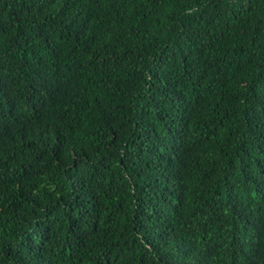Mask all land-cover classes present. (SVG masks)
I'll list each match as a JSON object with an SVG mask.
<instances>
[{
  "label": "trees",
  "instance_id": "16d2710c",
  "mask_svg": "<svg viewBox=\"0 0 264 264\" xmlns=\"http://www.w3.org/2000/svg\"><path fill=\"white\" fill-rule=\"evenodd\" d=\"M0 264H264V0H0Z\"/></svg>",
  "mask_w": 264,
  "mask_h": 264
}]
</instances>
